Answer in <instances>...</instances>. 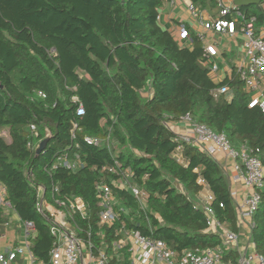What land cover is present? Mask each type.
<instances>
[{"label":"trees","instance_id":"trees-1","mask_svg":"<svg viewBox=\"0 0 264 264\" xmlns=\"http://www.w3.org/2000/svg\"><path fill=\"white\" fill-rule=\"evenodd\" d=\"M191 1L212 14L220 9L217 0ZM162 2L0 0V183L18 217L34 223L32 252L40 261H47L53 236L34 207L31 183L42 185L49 199L83 200L86 217L77 214L75 221L83 237L91 233L95 250L111 245L122 222L177 251L216 246L220 239L206 231V215L198 204L203 189L198 179L213 194L210 207L215 219L230 230L238 229L220 165L167 123L188 115L195 123L224 133L235 148L245 145L264 151V114L248 106L249 96L237 74L218 83L213 80L202 64L204 52L197 36L189 34L192 46H182L158 23ZM239 11L254 16L257 27L264 26V0ZM221 85L230 87L231 99L212 96L213 88ZM148 89L151 95L144 96ZM73 96L83 105L82 116L76 115ZM74 121L78 127L71 139ZM30 125L36 129L32 139L37 147L48 139L39 155L37 147H27ZM85 136L102 142L89 145ZM108 136L115 144L108 145ZM62 153L80 157L85 166L49 171ZM116 161L130 168L131 181L147 192L145 210L128 190L116 185L117 176L103 169ZM96 181L108 184L114 199L126 208L112 226L98 225L101 207L90 190ZM54 183L58 193L51 192ZM259 194L251 239L264 257V186ZM6 219L0 211V226ZM119 264H129L126 253Z\"/></svg>","mask_w":264,"mask_h":264},{"label":"built area","instance_id":"built-area-1","mask_svg":"<svg viewBox=\"0 0 264 264\" xmlns=\"http://www.w3.org/2000/svg\"><path fill=\"white\" fill-rule=\"evenodd\" d=\"M217 3L220 8L219 16L205 21L203 27L215 32L227 30L228 33H234L238 28L243 36L244 62L237 67V74L244 87L248 91H253L257 88L260 79H264V31L257 32L254 16L246 17L244 13L239 11L238 7L227 4L225 0H217ZM187 6L193 16L199 15V9L192 2H189ZM232 16L234 19L231 18ZM182 34H184L183 37H188L183 28ZM199 38L203 41L206 40L203 34H200ZM188 42H191L190 37H188ZM203 49L202 64L209 71L215 72L218 68L217 63L213 60V57L218 54L215 42H206ZM211 94L214 98L222 95L226 98L231 97L228 85L213 88ZM38 95L43 96L41 92H38ZM72 100L77 102L76 115L82 116L84 114L82 103L76 96H73ZM248 106L258 107L264 114V96L252 95ZM180 121L190 126L189 133L179 135L182 139L199 146L215 160L219 154L233 160L235 179H241L247 189V194L242 202L234 201V191H230V195L235 205L237 220L246 222L251 233L253 227L251 218L260 201L259 190L264 186V164L262 161L264 151L252 150L245 145L235 148L224 133L213 131L203 124L195 123L188 115L183 116ZM77 127L78 123L74 121L71 139L75 138ZM35 131V126L30 125V139L27 141L29 149L35 148L32 139V136L34 138L36 135ZM84 141L89 145H98L102 139L85 136ZM105 141L109 146L115 144L109 136ZM85 164L78 156L73 155L71 157L68 153H62L53 160L49 171L58 167L76 171L84 167ZM106 168L110 173L117 176L116 185L128 190L138 206L145 210L148 194L143 188L131 181L132 170L128 167L123 168L118 161L113 166L103 167V169ZM28 177L30 179L32 177L29 172ZM198 181L203 185L202 190L205 189L206 191L201 195V190L198 194V202L203 206L206 215V231L215 233L220 239L216 246L183 248L177 251L169 247L164 240L143 235L138 230L127 228L126 224L122 222L114 231L116 239L111 245L107 244V246H101L95 250L94 243L90 238L91 233L86 232V236L83 237L80 234L82 230L78 228L75 221L77 214L86 217L87 211L83 200L77 197L60 198L56 196H51L49 199L45 196L42 185L31 183L35 188L36 195L34 207L44 218L53 236L48 259L45 262L40 261L32 252V240L36 235L34 223L20 218L15 222L7 218L0 226V264H119L123 260L124 253L128 256L129 264H264V257L256 252L252 239L250 242L241 245L240 231L230 230L215 219L210 207L214 200L213 194L203 179H198ZM176 186L182 190L179 184ZM90 190L97 196L101 207L98 225L112 226L119 220L120 213L126 211V208L114 199L108 184L96 181L93 182ZM58 191L59 185L52 184L51 192L58 193ZM4 209L16 213L6 200V189L0 183V211L5 213ZM13 224L15 228L20 230V234L8 240V230L12 228Z\"/></svg>","mask_w":264,"mask_h":264},{"label":"crops","instance_id":"crops-1","mask_svg":"<svg viewBox=\"0 0 264 264\" xmlns=\"http://www.w3.org/2000/svg\"><path fill=\"white\" fill-rule=\"evenodd\" d=\"M191 0H163L161 7L158 9V23L165 29H167L182 46L191 47V42H188L189 34L195 35L199 38L200 34L205 36L206 40H200L202 49L206 42H215L218 54L213 57V60L217 63L218 68L215 72L210 71V75L213 80L218 83L225 78H231L233 73L237 74V67L244 62L243 53V36L239 32L238 28L234 33H228L227 30L223 32H215L213 30H207L203 27L205 21L210 18H215L219 16V11L216 14H212L207 7H203L200 4H194L199 9V15L193 16L188 9V3ZM227 4H231L232 0H225ZM231 18L234 19L232 16ZM257 22V21H256ZM182 28L188 30V34L185 31L187 38L183 37ZM258 31H264V26L257 27ZM204 52V49H203ZM238 76V74H237ZM218 87V86H217ZM230 88V87H229ZM245 92L248 94L249 99L252 95L264 96V79L259 81L258 86L253 91H248L243 86ZM231 91V90H230ZM151 95L150 90L144 92V96ZM232 98L228 97V99ZM169 128L173 130L178 135H183L190 132V126L181 121L168 123ZM217 163L220 165L223 173L228 179L229 190L235 192V202H242L247 194V189L245 188L241 179H235V172L233 170V160L226 157L225 155L219 154L216 157ZM202 192V193H201ZM200 194L205 193V189L202 190ZM199 196H197L198 198ZM199 199V198H198ZM200 204V202H198ZM4 213V211H3ZM5 216L7 218L14 220L15 222L19 218L17 213L11 211H5ZM239 228L241 235V245L246 242H250L251 233L246 224V222L239 221ZM14 223V222H13ZM9 232V233H8ZM9 238L13 239L15 235L20 234V230L12 225V228L8 230ZM6 243V242H5Z\"/></svg>","mask_w":264,"mask_h":264},{"label":"water","instance_id":"water-1","mask_svg":"<svg viewBox=\"0 0 264 264\" xmlns=\"http://www.w3.org/2000/svg\"><path fill=\"white\" fill-rule=\"evenodd\" d=\"M261 0H232L231 4L235 7H243L249 5L260 4ZM48 139H44L39 143V146L36 148V154L39 155L43 148L47 145Z\"/></svg>","mask_w":264,"mask_h":264},{"label":"rangeland","instance_id":"rangeland-1","mask_svg":"<svg viewBox=\"0 0 264 264\" xmlns=\"http://www.w3.org/2000/svg\"><path fill=\"white\" fill-rule=\"evenodd\" d=\"M3 135H5L7 137V133L6 131L2 132ZM34 147H37V143H34ZM237 148V147H236ZM6 212L8 211L7 209H4ZM10 218V217H9Z\"/></svg>","mask_w":264,"mask_h":264}]
</instances>
